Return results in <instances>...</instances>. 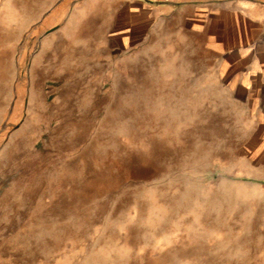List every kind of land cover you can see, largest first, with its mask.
Here are the masks:
<instances>
[{
    "label": "rangeland",
    "instance_id": "1",
    "mask_svg": "<svg viewBox=\"0 0 264 264\" xmlns=\"http://www.w3.org/2000/svg\"><path fill=\"white\" fill-rule=\"evenodd\" d=\"M98 19L0 8V264H264V105L172 23Z\"/></svg>",
    "mask_w": 264,
    "mask_h": 264
},
{
    "label": "crops",
    "instance_id": "2",
    "mask_svg": "<svg viewBox=\"0 0 264 264\" xmlns=\"http://www.w3.org/2000/svg\"><path fill=\"white\" fill-rule=\"evenodd\" d=\"M6 5L26 25L50 33L67 32L65 27L77 18L78 23L93 18L94 24L101 18L107 40H121L120 34L133 31L134 24L172 23L220 56V71L229 82L264 105V0H0V8Z\"/></svg>",
    "mask_w": 264,
    "mask_h": 264
},
{
    "label": "built area",
    "instance_id": "3",
    "mask_svg": "<svg viewBox=\"0 0 264 264\" xmlns=\"http://www.w3.org/2000/svg\"><path fill=\"white\" fill-rule=\"evenodd\" d=\"M153 1H169V0H153ZM190 2H193V3H201V2H205L207 0H188Z\"/></svg>",
    "mask_w": 264,
    "mask_h": 264
}]
</instances>
